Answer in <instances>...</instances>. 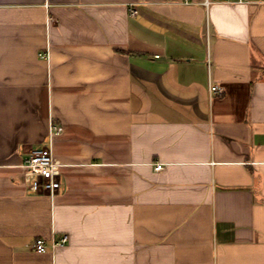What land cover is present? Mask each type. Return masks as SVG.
Returning <instances> with one entry per match:
<instances>
[{
    "label": "crops",
    "instance_id": "obj_1",
    "mask_svg": "<svg viewBox=\"0 0 264 264\" xmlns=\"http://www.w3.org/2000/svg\"><path fill=\"white\" fill-rule=\"evenodd\" d=\"M0 264H264V0H0Z\"/></svg>",
    "mask_w": 264,
    "mask_h": 264
},
{
    "label": "built area",
    "instance_id": "obj_2",
    "mask_svg": "<svg viewBox=\"0 0 264 264\" xmlns=\"http://www.w3.org/2000/svg\"><path fill=\"white\" fill-rule=\"evenodd\" d=\"M185 4H190L192 0H181ZM243 1V0H238ZM208 4V1H207ZM49 6V4H47ZM134 13L135 10H132ZM49 54L43 52L40 54L42 59H47ZM222 87L219 85H211L209 88L210 96L212 97L216 93L222 92ZM63 127L61 125H51V135L61 133ZM164 164L157 162L154 164V170L160 171L164 168ZM24 167L28 170L32 176L33 181L31 187L37 194L47 193L55 195L61 188V180L57 171V164L54 161L53 153L51 148L43 147L34 149L30 156L25 159ZM68 240L67 236L62 237L60 240L53 242V247L64 245ZM35 249L39 252L46 251V244L43 239H38L35 244Z\"/></svg>",
    "mask_w": 264,
    "mask_h": 264
}]
</instances>
